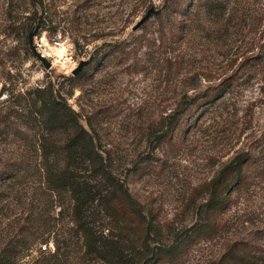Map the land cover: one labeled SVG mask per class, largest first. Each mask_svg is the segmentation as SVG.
Instances as JSON below:
<instances>
[{"label": "rangeland", "instance_id": "rangeland-1", "mask_svg": "<svg viewBox=\"0 0 264 264\" xmlns=\"http://www.w3.org/2000/svg\"><path fill=\"white\" fill-rule=\"evenodd\" d=\"M163 4L164 0H0V108L12 101L11 88L22 93L49 80L62 83L73 76L69 71L80 61L90 60L87 78L71 85L68 105L88 121L114 173L148 219L169 237L200 221L205 183L236 154L249 152L253 161L245 168L247 174L258 168L255 160L264 155V68L247 74L238 67L240 59L228 65L231 69L224 68L233 54L231 47L241 39L233 29L229 36H207L203 27H191L177 39L172 19L163 27L156 20ZM28 18L35 21L31 49ZM215 29L208 27V33ZM259 36L254 45L261 46ZM38 44L54 59L67 51L73 63L45 69L33 54ZM113 47L119 52L110 63L103 55ZM231 76L235 86L211 103L208 97L219 93ZM68 89L70 85L63 83L61 93ZM175 111L177 123L161 140L158 135L169 124L162 118ZM0 149L4 155L15 151L34 156L16 137ZM250 183L231 195L220 235L192 245L175 264H206L233 242L245 244L264 261V170Z\"/></svg>", "mask_w": 264, "mask_h": 264}, {"label": "trees", "instance_id": "trees-1", "mask_svg": "<svg viewBox=\"0 0 264 264\" xmlns=\"http://www.w3.org/2000/svg\"><path fill=\"white\" fill-rule=\"evenodd\" d=\"M163 5L156 20L163 27L172 19V27L179 31L177 39L191 27H203L207 36H229L228 30L233 29L241 39L231 47L225 69L239 59L238 67L247 74L264 68V0H164ZM28 21L25 27L30 34L35 21ZM212 26L216 29L210 34ZM257 34L261 46L253 44ZM250 35L251 42L245 43ZM115 49L105 52L103 59L115 62L119 52ZM88 70L22 93L11 88L12 101L0 108V147L16 137L25 151L34 152L26 157L15 151L4 155L0 149V264H173L192 245L217 238L233 192L263 174L264 155L255 160L260 170L254 167L247 174L245 168L253 160L248 151L239 152L205 183L207 197L198 210L200 221L192 228L170 232L169 237L163 235L114 173L110 156L100 149L88 121L68 105L71 85L85 80ZM232 73L237 75L239 69ZM232 80L229 77L209 101L228 94L235 86ZM65 82L70 89L63 94ZM178 114L162 118L169 124L158 135L161 140L173 130ZM206 264L264 261L245 244L233 242Z\"/></svg>", "mask_w": 264, "mask_h": 264}, {"label": "water", "instance_id": "water-1", "mask_svg": "<svg viewBox=\"0 0 264 264\" xmlns=\"http://www.w3.org/2000/svg\"><path fill=\"white\" fill-rule=\"evenodd\" d=\"M153 12V10L149 11L146 16L144 18H142L133 28L132 31H136L137 29H139V27L149 18L150 14ZM29 45L32 47V40H33V33L29 34ZM33 50V54L35 55V57L38 59V61L41 62V64H43L45 69H49L50 68V63L48 62V60H46L45 58H43L42 56H40L38 53H36V51L32 48ZM90 63L89 61H80L78 66L73 69L72 71V75L75 76L76 74H78L84 67H86L88 64Z\"/></svg>", "mask_w": 264, "mask_h": 264}, {"label": "built area", "instance_id": "built-area-1", "mask_svg": "<svg viewBox=\"0 0 264 264\" xmlns=\"http://www.w3.org/2000/svg\"><path fill=\"white\" fill-rule=\"evenodd\" d=\"M60 39V37H58V40ZM56 46L60 47L62 44H60L59 41H57L55 43ZM37 47L39 48L37 50V53L42 56L43 58H45L46 60H48V62L50 63V67H54L56 64H59L61 66H68L69 63H73L71 56L67 53V51L64 52V55L62 57H57V55H55L56 59L53 58V55H51L46 49H40V44L37 45ZM74 68V67H73ZM71 71H73V69H71L69 72L71 73Z\"/></svg>", "mask_w": 264, "mask_h": 264}, {"label": "bare ground", "instance_id": "bare-ground-1", "mask_svg": "<svg viewBox=\"0 0 264 264\" xmlns=\"http://www.w3.org/2000/svg\"><path fill=\"white\" fill-rule=\"evenodd\" d=\"M57 54H62V49L57 51ZM61 56V55H60Z\"/></svg>", "mask_w": 264, "mask_h": 264}]
</instances>
